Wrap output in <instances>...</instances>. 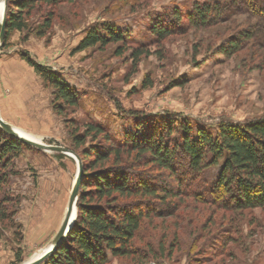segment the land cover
I'll use <instances>...</instances> for the list:
<instances>
[{
	"label": "rangeland",
	"instance_id": "1",
	"mask_svg": "<svg viewBox=\"0 0 264 264\" xmlns=\"http://www.w3.org/2000/svg\"><path fill=\"white\" fill-rule=\"evenodd\" d=\"M250 1L72 0L54 7L40 4L27 18L33 30L26 40H21L23 33L12 31L7 46L0 43V117L13 127L38 135L43 143L72 147L62 117L51 109V89L43 86L21 58L22 52L56 70L76 88L80 105L70 113L71 118L77 123L86 119L99 122L115 138L132 131L135 119L178 122L186 118L191 124L213 127L220 119L260 117L264 115V16ZM195 2L220 3L224 8L222 23L186 28L160 42L149 33L151 22L172 8L188 12ZM47 11L54 13L52 26L44 37H38L34 31ZM104 25H115L129 34L133 40L127 43L130 48L144 44L151 51L162 49L163 56H142L133 67L130 48L122 55L115 54L118 43L76 50L87 29ZM244 26L249 27L251 37L237 52L229 57L216 52L227 36L238 37V29ZM257 55L258 63L253 60ZM145 80L151 85L143 87ZM56 153L22 148L12 160L5 191L18 201L12 221L0 223V264H23L51 244L77 171L72 157ZM217 169L208 170V180ZM204 213H208L206 208ZM214 217L216 224L221 212ZM235 220L238 232L231 233L233 241L224 249L225 264H264V209L245 210ZM181 227L177 241L160 227L151 230V235L143 232L144 240L152 241L154 249L158 238L168 233L164 244L169 253L173 248L170 256L148 264H221V256L211 254L209 243L198 238L200 234L186 224ZM136 245L140 249L146 246L139 240ZM219 245L217 241L215 247ZM106 264L135 262L114 257Z\"/></svg>",
	"mask_w": 264,
	"mask_h": 264
},
{
	"label": "trees",
	"instance_id": "2",
	"mask_svg": "<svg viewBox=\"0 0 264 264\" xmlns=\"http://www.w3.org/2000/svg\"><path fill=\"white\" fill-rule=\"evenodd\" d=\"M62 1L72 0H7L1 46H7L12 31L23 33V41L28 38L33 29L27 18L35 7H54ZM259 1L264 2L251 0L250 5L264 16V5ZM53 18V11H47L34 31L36 36L48 33ZM223 20L220 3L195 2L188 12L172 8L169 14L151 22L149 33L160 42L173 32L206 28ZM248 29H238L237 39L227 36L216 52L227 57L237 52L251 37ZM128 41L133 42L130 35L115 25L94 26L87 29L76 50L118 43L115 54L122 55L130 48ZM147 47L137 44L130 48L133 67L142 56H163L162 49L151 51ZM20 56L43 86L51 89V109L62 117L71 138L70 149L82 164L73 225L41 264H106L114 257L148 264L152 259L170 256L173 248L169 253L164 244L168 233L158 238L154 249L152 241L144 240L143 232L151 235V230L160 227L161 231L169 230L177 241L184 224L200 234L198 238L209 243L211 254L221 256V264H225L224 249L233 241L231 233L238 232L236 217L245 210L264 209V115L242 121L220 119L213 127L191 124L186 118L178 122L135 119L132 131L115 138L99 122L86 119L77 123L71 118L70 113L80 105L76 88L27 52ZM259 57L253 60L258 63ZM149 85L145 80L142 86ZM130 113L136 115V111ZM31 147L0 127V223L12 221L18 201L5 191L12 170L9 167L22 148ZM216 167V175L208 180V170ZM205 208L208 213H204ZM216 212H221V220L215 224ZM136 240L146 246L140 249Z\"/></svg>",
	"mask_w": 264,
	"mask_h": 264
},
{
	"label": "water",
	"instance_id": "3",
	"mask_svg": "<svg viewBox=\"0 0 264 264\" xmlns=\"http://www.w3.org/2000/svg\"><path fill=\"white\" fill-rule=\"evenodd\" d=\"M0 3H2V15L0 19V43L3 40V35H4V24H5V9H6V4L7 0H0ZM0 127L7 132L8 134L16 137L17 139L21 140L22 142L35 147L37 149L41 150H46V151H53L57 153H62L65 155H68L72 157L77 164V171L75 174L74 181L72 183V187L69 193L68 197V202L65 210L64 217L62 219V222L54 235L51 244L47 249L44 250L43 253H41L38 257L26 261L23 264H40L46 257L51 254L57 246L64 241L66 238L69 230L71 229L73 222L76 217V203H77V198H78V192H79V186H80V181H81V175H82V164H81V159L80 157L71 149L61 146V145H54V144H46L41 141H35L26 137H23L19 135L13 126L3 120L0 117Z\"/></svg>",
	"mask_w": 264,
	"mask_h": 264
},
{
	"label": "bare ground",
	"instance_id": "4",
	"mask_svg": "<svg viewBox=\"0 0 264 264\" xmlns=\"http://www.w3.org/2000/svg\"><path fill=\"white\" fill-rule=\"evenodd\" d=\"M1 15H2V3H0V19H1ZM15 129V131L23 136V137H26V138H29V139H32V140H35V141H39L40 137L38 135H35V134H31L29 132H26L25 130L21 129V128H18V127H13ZM49 247V246H48ZM47 247V248H48ZM46 247L44 249H42L40 252L36 253L32 258H30V260L38 257L41 253L44 252L45 249H47ZM29 261V260H28Z\"/></svg>",
	"mask_w": 264,
	"mask_h": 264
},
{
	"label": "crops",
	"instance_id": "5",
	"mask_svg": "<svg viewBox=\"0 0 264 264\" xmlns=\"http://www.w3.org/2000/svg\"><path fill=\"white\" fill-rule=\"evenodd\" d=\"M14 90L13 91H15V90H17V88H13ZM19 89V88H18ZM22 91V90H21ZM46 91H44L43 93H44V100H47V98H48V95L46 96L45 93ZM47 97V98H46Z\"/></svg>",
	"mask_w": 264,
	"mask_h": 264
}]
</instances>
